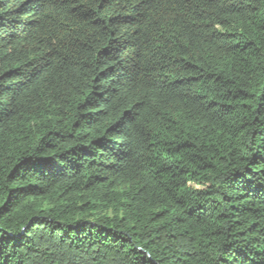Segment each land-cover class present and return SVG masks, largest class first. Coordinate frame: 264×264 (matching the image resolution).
Segmentation results:
<instances>
[{"label":"trees","instance_id":"obj_1","mask_svg":"<svg viewBox=\"0 0 264 264\" xmlns=\"http://www.w3.org/2000/svg\"><path fill=\"white\" fill-rule=\"evenodd\" d=\"M0 264H264V0H0Z\"/></svg>","mask_w":264,"mask_h":264},{"label":"rangeland","instance_id":"obj_2","mask_svg":"<svg viewBox=\"0 0 264 264\" xmlns=\"http://www.w3.org/2000/svg\"><path fill=\"white\" fill-rule=\"evenodd\" d=\"M192 186H195L197 188H201L202 186L196 185V184H192Z\"/></svg>","mask_w":264,"mask_h":264}]
</instances>
